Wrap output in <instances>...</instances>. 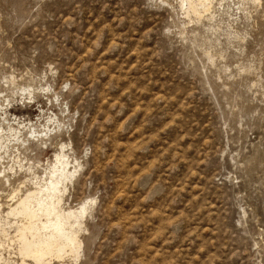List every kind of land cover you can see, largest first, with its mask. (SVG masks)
Returning a JSON list of instances; mask_svg holds the SVG:
<instances>
[{
	"label": "rangeland",
	"instance_id": "374dc122",
	"mask_svg": "<svg viewBox=\"0 0 264 264\" xmlns=\"http://www.w3.org/2000/svg\"><path fill=\"white\" fill-rule=\"evenodd\" d=\"M185 5L0 0V102L64 124V207L91 209L79 258L51 264H264V0Z\"/></svg>",
	"mask_w": 264,
	"mask_h": 264
},
{
	"label": "bare ground",
	"instance_id": "6f19581e",
	"mask_svg": "<svg viewBox=\"0 0 264 264\" xmlns=\"http://www.w3.org/2000/svg\"><path fill=\"white\" fill-rule=\"evenodd\" d=\"M182 4H186L189 13L199 16L200 7L208 8L210 0H182ZM29 90L34 99L36 92ZM10 100L6 107V103L0 102V190H9L7 210H3L0 201V264L18 263L9 258L11 251L36 264H51L53 259L63 261L66 256L78 259L82 248L80 235L85 231L91 209L85 202L75 209L64 206L65 194L82 164L68 153L67 144L58 139L62 138L63 123L56 120V125L51 126L55 121L49 117L42 130H38L31 121L20 122L13 116ZM48 142L57 145V153L53 161L39 168L29 152L34 143ZM23 173L25 180L15 187L14 182ZM5 252L9 253L7 257Z\"/></svg>",
	"mask_w": 264,
	"mask_h": 264
}]
</instances>
